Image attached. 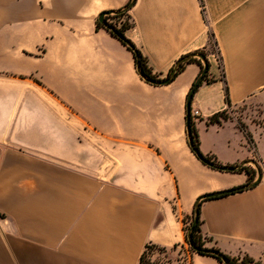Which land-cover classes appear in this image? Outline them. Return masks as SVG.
Returning a JSON list of instances; mask_svg holds the SVG:
<instances>
[{
    "label": "crops",
    "instance_id": "0c3cea01",
    "mask_svg": "<svg viewBox=\"0 0 264 264\" xmlns=\"http://www.w3.org/2000/svg\"><path fill=\"white\" fill-rule=\"evenodd\" d=\"M129 1L0 0V264H140L148 242L188 248L183 218L198 197L247 181L189 146L199 63L169 84L148 83L132 51L96 27L101 12ZM203 2L205 16L200 0H135L126 36L161 78L207 51L214 81L191 100L200 148L257 169L264 122L243 120L250 142L235 115L264 108V0ZM223 110L227 120L208 122ZM201 219L209 245L264 264L263 177L204 201ZM192 263L223 264L195 252Z\"/></svg>",
    "mask_w": 264,
    "mask_h": 264
},
{
    "label": "trees",
    "instance_id": "16d2710c",
    "mask_svg": "<svg viewBox=\"0 0 264 264\" xmlns=\"http://www.w3.org/2000/svg\"><path fill=\"white\" fill-rule=\"evenodd\" d=\"M135 0H130L126 6L123 8L115 9V10H105L100 13L104 14L105 16V21L102 22L98 18L96 19V27L99 28H104L108 32H110L114 37L119 39L124 45L128 47L129 50L132 51L134 54L135 58V63H136V68L140 74V76L146 80V82L155 84V85H160L162 81L167 80L166 83L164 84H169L171 83L177 76L178 74L184 69L185 65L190 62H198L201 70L195 81L193 82L190 91L192 88H194L193 95L195 92L198 90V88L205 82H213L214 80L209 77V69H210V62L207 59V51L205 50H199L195 51L191 54H204L206 56V61L208 64V70L207 72L203 75L201 81L197 83V80L199 76L202 73V70L204 68V64L202 63L201 59H198L196 57H191L188 61L186 62H181L183 58H185L188 55L180 57L175 65L170 69L168 74L164 77L161 78L158 74L153 73L152 69L150 68L148 64V59L141 53V51L136 47V45L126 36V31L130 29L133 26V20L132 17L129 14V10L131 9L132 5L134 4ZM201 5H202V12L203 15L205 16V8H204V2L203 0H200ZM214 41V44L217 48V53H218V59L220 60V63H222V57L220 55V50H218V42L215 40L214 36L210 34V39H209V45L211 41ZM222 78H225V74H222ZM189 91V92H190ZM225 94H226V101L230 105V98H229V89L227 84L225 85ZM191 105L190 107L186 106V126H190V132H188L187 128V134H188V142L189 146L192 150V152L196 155V157L202 161L197 152L200 153L201 155L205 156L207 159L213 161L214 163L217 164H222L220 163L217 158L213 155L210 154H204L200 148V139H199V134L198 130L196 128L195 122L193 121L192 114H191ZM229 118V115L226 110L219 111L215 114H213L209 119V123H219L221 124L223 120H227ZM240 128L246 133V136L248 140L251 142V134L249 131L246 129V126L243 124L239 123ZM204 164H206L204 161H202ZM207 165V164H206ZM209 166V165H208ZM238 166V165H236ZM211 167V166H210ZM258 169L261 170V168L258 166V168H254L251 166L243 165L240 168H238L237 171L233 173H246L247 175V181L245 184L240 185V186H234L232 188L222 190V191H217V192H212L215 193L213 196H208L207 194L201 195L198 197L194 204V208L191 214L186 215L183 218L184 221V230L186 232V241L190 245L188 250H189V258H190V264L192 263V254L193 252L199 253L202 255H209L217 258L220 262L223 264H262L260 261L255 260L254 258L244 255V256H230L226 253H224L220 248H218L215 244L209 245L208 243L212 242L213 239L207 235L204 234L202 230V219H201V205L204 201L209 200V199H214V198H221L225 197L230 194H235L247 189H250L254 186H256L259 180H256L258 177ZM221 171V170H220ZM254 184H251L253 183ZM196 210L198 211V220L197 222L193 224L194 218H195V212ZM2 216L3 214L0 213ZM188 221V222H187ZM191 229V237H192V243L197 249H194L189 242L188 239V232ZM178 245H174L172 247H167V246H162L153 242H148L145 245V248L140 256V264H165L171 263L172 258H171V253L177 249ZM183 248V246H181ZM211 251H216L218 254L211 253ZM181 253V250L179 251Z\"/></svg>",
    "mask_w": 264,
    "mask_h": 264
},
{
    "label": "water",
    "instance_id": "95a60500",
    "mask_svg": "<svg viewBox=\"0 0 264 264\" xmlns=\"http://www.w3.org/2000/svg\"><path fill=\"white\" fill-rule=\"evenodd\" d=\"M99 19H100V21L104 22V21H105V16H104V14H101V15L99 16ZM194 56H198V57H200V58L203 60V62H204V68H203V70H202L201 75L199 76V78H198V80H197V83H198L199 81H201L203 75H204V74L207 72V70H208V64H207V61H206V56H205L204 54H190V55L186 56L185 58H183V59L181 60V62H186V61H188L191 57H194ZM166 82H167V80L162 81L161 84H164V83H166ZM193 91H194V88H192L191 91H190L189 94H188V97H187V104H186L187 107H190V105H191V100H192V97H193ZM187 128H188V132H190V126H188ZM197 154H198L199 158H200L202 161H204L207 165L211 166L212 168H215V169H218V170H221V171H225V172H235V171L238 170V168H240L241 166L244 165V163H241V164H239L238 166H232V165H227V164H217V163H214L213 161L207 159L205 156L201 155L200 153L197 152ZM261 178H262V170H259V169H258V177H257L256 180H259V179H261ZM251 184H254V182L251 183ZM214 194H215V193H208V196H213ZM197 220H198V211L196 210V212H195V218H194V221H193V224H192V225H194V224L197 222ZM188 239H189V242L191 243L192 247H193L194 249H197V248L194 246V244L192 243L191 229H190L189 232H188ZM211 253L218 254L216 251H211Z\"/></svg>",
    "mask_w": 264,
    "mask_h": 264
},
{
    "label": "rangeland",
    "instance_id": "374dc122",
    "mask_svg": "<svg viewBox=\"0 0 264 264\" xmlns=\"http://www.w3.org/2000/svg\"><path fill=\"white\" fill-rule=\"evenodd\" d=\"M208 51L213 53L217 58H219L217 53V48L213 40L210 42V47ZM237 111L238 112L236 113L235 116L239 119V123L243 124L244 126H246V123L243 120L246 118H249V120L253 123L262 124L264 122V108L260 107L256 111H248L246 110L245 107H240ZM189 246L190 245L188 244V248ZM188 248L185 247L182 248L181 246H178L177 249L171 253L172 262L170 264H190V259L188 256V251H189ZM180 250L181 253H179ZM165 264H169V263L166 262Z\"/></svg>",
    "mask_w": 264,
    "mask_h": 264
},
{
    "label": "built area",
    "instance_id": "2783aa9c",
    "mask_svg": "<svg viewBox=\"0 0 264 264\" xmlns=\"http://www.w3.org/2000/svg\"><path fill=\"white\" fill-rule=\"evenodd\" d=\"M191 114H192L193 121L194 122H197L199 120V118H200V112H199V110L194 109V110L191 111ZM261 169H262V177L264 178V162H263V164L261 166ZM189 255H190V253L188 251V256ZM187 259H188V257H187Z\"/></svg>",
    "mask_w": 264,
    "mask_h": 264
}]
</instances>
